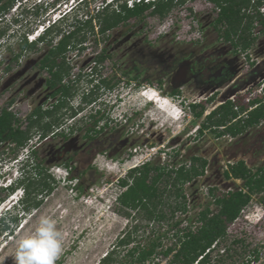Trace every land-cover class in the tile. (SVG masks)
Instances as JSON below:
<instances>
[{
  "label": "rangeland",
  "instance_id": "obj_1",
  "mask_svg": "<svg viewBox=\"0 0 264 264\" xmlns=\"http://www.w3.org/2000/svg\"><path fill=\"white\" fill-rule=\"evenodd\" d=\"M40 1L44 6L47 3L51 4V7L49 6L47 11L40 10L41 15L35 16L34 11L37 8L34 4H40ZM81 1L27 0L26 3L23 1L16 12L21 15L20 18L12 15L17 19L18 27H13L8 21L2 26L12 28L10 34L11 38H14V35H23L33 26L38 25L37 29L40 28L39 25H44L41 21L47 20L46 24L48 20L53 22L54 15L57 18L61 13L63 15L65 11L73 10L75 5H78L75 9L78 18L86 19L90 14L95 17L103 10L105 0ZM217 10L218 8L209 0H187L184 4L172 8L164 19L147 11L145 19H131L126 25L112 29L106 35L99 33L98 18L93 19L94 31L87 27L83 31L86 33V39L78 45L85 48L81 51L71 49L67 53L66 58L71 70L64 82L72 84L80 75L82 77L78 84V94L71 99L65 111H60L64 113L63 118L61 117L63 126L57 125L58 129H53L71 134L70 130L73 128V133L68 138L61 135L52 136L53 133H50L41 141L38 134H35L27 146L9 155L7 145L5 143L0 145V264H13L12 257L17 241L36 227L40 215L52 217L64 236L62 252L56 264H103L102 258L113 251H116L114 256L116 259L111 264H121L127 249L136 241L145 243L150 236L154 237L153 231L162 234L178 220L181 222L180 229L186 226L196 229L201 225L199 213L206 208L213 213L219 211V206L213 204L214 195L208 193V188L215 184L219 186L223 184L220 177L223 164L220 159L223 157L221 151L226 141L224 144L219 143L225 138L221 137L217 143L211 131L196 135L198 125L203 122L205 115L197 118L188 104L190 100L196 99V94H202L205 88H199L198 84L185 85L181 96L171 94L174 86L170 77L176 71L169 75L172 71L170 66L178 62V57L194 50L198 52L199 47L195 45L196 43L209 45L215 42L217 35L211 22ZM248 13L252 15L253 8H250ZM226 28L225 25L221 26L224 32ZM252 30L251 33H241L252 38V35L260 31V27L255 26ZM60 37L54 36V43H57ZM260 42L262 50L264 35L261 36ZM194 46L196 47L193 48ZM104 48L113 54V59L107 57L103 62L94 64L97 75L112 78L114 81V78L120 77L119 69H124L125 65L130 69L134 62L142 63L144 72L137 81L129 83L127 77H122L128 83L122 82L118 88L114 87L111 91L101 89L98 92L102 94L99 95L101 98L95 107L99 105L101 114L105 117L100 119L98 126H95L96 130L102 128V131L93 134L92 137L88 135L86 130L88 126L85 125L86 122H93L90 117V110L93 108L85 104L82 106L85 103L82 94H87L86 92L91 89L89 82L93 66L91 64ZM3 49L7 50L3 53L4 61L0 64V102L7 104L13 98L14 102L10 108L25 127L26 116L33 108L41 103L46 107L54 100L49 99L50 91L45 85V79L48 77L46 70L39 71L38 67H35V63L47 52L49 45L38 44L35 49L29 51L22 64L12 67L10 71L6 66L13 53L20 51V48L13 44L9 49ZM119 63L122 65L120 68L117 66ZM237 64L241 65L238 70L248 68L243 61H238ZM97 75L95 78H98ZM244 82L245 78L239 83L237 81V87L242 88ZM230 84L231 82L223 87L228 89L219 91L221 97L219 95L212 104H207L209 108L229 98H235L236 94V101L233 104L236 110L240 108V103H243L247 110L254 109L258 103L264 104V95L254 94L258 87L253 86L251 91L247 90L241 96L235 84ZM230 88L236 89L232 91ZM152 93L159 95L151 98L154 101L149 98ZM230 94L232 97H229ZM255 96L256 99H253ZM100 100H104L108 106L99 104ZM111 104H115V107L108 111ZM81 107H84V110L78 113ZM45 120L47 122L51 119ZM33 150H38V159L33 155ZM193 156L208 157L216 161L208 166L211 170L209 176H195L184 184H178L177 187L182 188L186 196V211L176 210L172 216L171 207L184 202L183 198H178L174 194L175 187H168L171 184L169 180L176 181L175 171L171 172L170 179L168 175H164L156 182L160 192L165 186L169 189V192L163 195L165 203L161 205L168 215L166 220H149L144 210L127 209L119 202V195L126 190L120 180L127 177L131 181L132 169L142 167L145 162H152L170 170L182 165L191 169ZM69 158L73 166L72 172L64 165ZM261 160L260 158L255 163ZM39 161L55 178V188L50 194L39 193L37 199L42 201L41 205L26 210L23 187L19 186L11 192L3 191L1 188L16 184L25 173L23 170L25 164L28 165L27 170H32V166ZM155 174L156 172L150 173L151 179ZM35 197L33 194L32 198ZM127 212L130 215H127ZM5 224L9 226L8 229H3ZM129 231H132L133 241L128 246L119 247L118 240ZM176 231L170 230L165 236L161 235L162 246L157 248L158 253L145 264H175L172 261L175 251L166 256L161 250L176 242L177 237L174 234ZM255 251L259 252L258 260L254 259ZM244 262L264 264V191L252 194L251 202L243 207L237 219L228 222L226 235L212 246L210 261L207 264Z\"/></svg>",
  "mask_w": 264,
  "mask_h": 264
},
{
  "label": "trees",
  "instance_id": "obj_2",
  "mask_svg": "<svg viewBox=\"0 0 264 264\" xmlns=\"http://www.w3.org/2000/svg\"><path fill=\"white\" fill-rule=\"evenodd\" d=\"M18 1L22 0H0V18H2L5 13H8ZM186 1L187 0H138L130 5L128 1H122L120 3V0H111L110 2L105 0L103 10L100 13L98 12V15L95 16L98 18L100 24L99 33L106 35L112 29L121 25H126L131 19L143 20L147 17V11H149L151 15H158L161 19H164L172 8L176 5L184 4ZM209 1L218 8V17L216 18L218 24L227 27L224 32L225 39L233 41L236 45L242 43L244 48L248 47L251 44V40L241 32L251 33L253 19L256 14L251 15L247 13L246 10L256 8L257 5H262L264 0ZM112 2L118 3L116 8L112 7ZM35 13L36 15L40 14L39 7H37ZM259 15L263 16L260 17H262V23H264V14L260 13ZM95 17L92 14L86 19L78 18L77 15L73 17L68 16L59 21V23L52 24V26L48 27L45 34H43L38 41H29L26 35L19 40L18 45L20 51L18 53H13L10 64L6 66V69L9 71L12 69L13 62L18 61L23 50L35 49L39 42L49 45V52L46 53V56L39 62V67L41 71L46 70L49 73L50 77L47 78V84L53 89V95H59V103L56 104L53 109H45L42 108V106L35 108V110L31 111L26 116L27 124L25 127L22 126L20 118H18L10 108L11 104L14 102L13 98L1 108L0 145L3 143L7 145L10 150V152L7 153L8 155L27 146L30 141H32L35 134H38V139L41 141L49 136L50 133H53L52 136L61 135L65 138H68L73 133V128L70 130L71 134L63 131L61 132V130L53 131V129L60 127L57 125H60L61 116L64 114L60 111L65 106L68 107L71 99L78 94V84L82 77V75H80L72 84L64 82L65 77L71 70L69 61L66 57L71 49H79L81 51L85 48L84 46L79 47L78 45L85 41L86 33L83 31H85L87 27L90 31H94L93 19H95ZM6 31L7 28L1 29L0 37L4 35ZM57 35L61 37L57 43H54V36ZM107 57V48H104L96 57V61L97 63H101ZM94 71L97 73L96 66ZM89 76H92L89 82L97 79L98 83L89 90V93L83 96L84 101H92L94 99L93 95L97 94L101 88L110 90L117 86V82L113 83L111 78L107 79L100 75H97L98 78H95L92 74ZM171 94H175V92L173 91ZM233 104L234 102L232 101L224 103L217 110L208 115L202 122V129L227 125L232 119L236 118L239 112L234 108ZM197 107L198 105H193L191 109L193 110V114L199 118L203 114L204 106L200 105V108ZM245 109H247L246 106L240 103V110ZM100 112L101 111H99V113ZM74 114H76V110ZM91 117L94 119L96 118L94 114ZM104 117L105 115L100 113L98 118L94 120V123L99 122L100 119ZM262 118H264V104L258 103V105L250 111L249 120L247 121L249 125H253L260 122ZM45 119L51 120L46 122ZM230 128L227 129L229 130ZM101 129L96 130L95 126H91L87 128V132L88 135L93 137V134L96 135L100 133L102 131ZM32 153L36 156V159H38V150H33ZM70 161L71 159L69 158L64 165L72 172L73 166L70 164ZM192 161L191 169L182 165L179 168H171L170 170L161 165H155L152 162H145L142 167L135 168V170L132 169L130 172L131 181H129L127 177L120 180L121 185L126 187V190L119 195V202L127 209L144 210V214L149 220H166L168 215L163 211V208H161V205L165 203L163 195L169 192L168 187L173 186L175 187L174 194L178 198H183L184 202L171 207L172 216L176 210L186 211V196L183 193V189L177 186L180 183L184 184L187 180H192L193 177L202 173L205 165V160L202 161L200 158H193ZM199 161L202 167L197 166ZM27 166L28 165L25 164L23 167L25 173L19 178L16 184L1 188L3 191L10 190L9 192H11L19 186L23 187L26 195L24 205L26 210L33 206L39 207L42 201L37 199V195H39V193H52L56 184L55 178L48 173V168L45 167L41 161L33 165L32 170H27ZM200 167L202 170H199ZM172 171L176 172V181L171 182L169 180L171 184H169L168 187L165 186L164 190L160 192L156 184L157 180L163 178L164 175H168L170 179ZM133 172L135 175H133ZM151 172H156L153 179L150 177ZM70 178L73 179L72 177ZM247 187L250 193L237 191L222 197H217L214 201L216 205L219 206V211L214 213L208 209L202 211L199 217L201 225L196 229H191L190 226L180 229L179 225L181 222L178 220L171 224L172 226L168 229L164 230L162 234H158L159 231H153L152 234L154 237L150 236L145 243L136 241L132 247L127 249L124 254V260H121L120 263L127 264L136 262L137 264H145L146 261H149L150 258L158 253L157 248L162 246L161 235L165 236L167 231L169 232L170 230L176 229L177 233L174 232L177 237L176 242L172 246L161 250V252L167 256L175 251L172 259L175 264H207L210 261L212 246L219 238L225 237L228 222L230 223L237 219L243 207L251 202L252 194H259L264 191V173L258 178L248 179ZM78 188L79 186L77 189ZM33 194H35V198H32ZM126 214L130 215L128 212ZM3 226V229H8L9 227L6 224ZM136 230L137 228L135 227V231ZM132 239V231H129L125 236L120 238L117 243L119 247L128 246L133 241ZM115 254L116 251L108 252L105 257L102 258L101 262H103V264H111L116 259L114 257ZM254 256L255 259L258 260L259 252L255 251ZM242 264L248 263L244 262Z\"/></svg>",
  "mask_w": 264,
  "mask_h": 264
},
{
  "label": "flooded vegetation",
  "instance_id": "obj_3",
  "mask_svg": "<svg viewBox=\"0 0 264 264\" xmlns=\"http://www.w3.org/2000/svg\"><path fill=\"white\" fill-rule=\"evenodd\" d=\"M249 11L250 9L246 10L247 13ZM260 13L264 14V3L262 5H257L256 8H253L252 14L253 15L256 14V15L254 16V19H253L252 29H254L255 26L256 27L259 26L260 31L256 33L255 35H252V38L249 37V39L251 40V44L248 47L244 48L242 43L236 45L233 41L225 39L224 31L221 30L222 25L218 24V22L216 21V18L218 17V10H217L216 16L211 22V26L213 27L217 35L215 38V42L209 45H205V44L200 45V43H196V44L194 43L195 45L199 47L197 49L198 50L197 53L195 50L194 51L191 50L193 52L189 54L187 53V55L185 54V56L178 57L177 58L178 62L170 66L172 68V71L169 73V75H172L173 74L172 72L177 71L181 65L186 63L185 74L182 76V79H183L182 82L173 81V77L175 74H173L170 77L172 86H174L171 92L174 91L176 95L181 96L182 88L185 85L193 86V85L198 84L199 88L201 87L205 88L202 94H196L195 96L196 99L190 100L191 102L188 104L189 108H191V106L193 105H196V106L198 105L197 108H200V105L204 106L203 114L199 118H202L208 110H211V111L205 115V118L208 115H210L213 111L217 110L222 104L230 102V101L232 102L236 101L237 94L235 98L232 97V94H230L229 97H232V98L230 99L228 97L229 98L228 100H225V102H223L222 104H219L217 107L209 108L208 106L209 104H212L216 100V98H218V96L220 95L219 91L221 89H224V90L228 89V88H223V87L229 82H231L230 85L235 84V86L237 87L238 84L236 82L238 81L239 83V81L245 78V82L244 84H242V88H239V87H237V89L235 88L237 92L241 94V96L243 92L246 93L247 90L248 92L249 90L251 91L253 89V86L254 88L258 87V89L254 92L255 95H258V94L264 95V49L262 50L260 49L262 46V42H260V39H261V36L264 35V23H262L263 16L259 15ZM195 47L196 46H194L193 48ZM48 52H49V49L47 50L46 53ZM46 53L42 56L41 59H39L38 62L35 63V67L37 66L39 71H41L39 67V62L46 56ZM107 54H108V58L113 59L112 57L113 54L111 52L107 51ZM238 61L239 62L243 61V63H245L248 68L238 70L237 68L241 66L237 64ZM92 62L93 64L91 65L93 66L91 67L90 72L95 77L97 73L94 71L95 69L94 64L96 65L98 63L96 61V58H94ZM117 66H119L120 68L122 65H120L119 63L117 64ZM125 66L126 67L124 69H119L120 77L114 78L113 83L117 82V86L115 88H118V86L122 82L131 83L132 81L139 80L142 76V72H144V69H142L143 65L142 63H139V62H134L130 69L127 68V65ZM243 70L245 72H242ZM237 71H239V73H236ZM46 74L48 75V77H50L47 71H46ZM122 77L123 78L127 77L128 82L123 80ZM47 78L45 79V85L50 91L49 99L50 100L54 99V100L50 105L46 107H43L44 103H41L35 108L42 106V108H45V109H53L54 106L59 103V95H53L54 91L48 86ZM160 81L162 84V80ZM256 81H259V82L256 83ZM235 89L230 88V90L232 91ZM111 90L112 89H110L109 91ZM99 95L100 94L98 93L94 94L95 99H93L90 102L85 101V103L82 104V106L85 104L93 108L90 110V114L91 116L94 114L96 118H98V116L101 113V112L99 113L100 111L99 105L95 107L98 100L101 98ZM219 97H221V95ZM253 99H256V96ZM249 102H250V99L248 98L247 103ZM99 104H101L102 106L108 105L103 101L99 102ZM109 106L110 107L108 111L112 110V108L115 107V104H111ZM35 108H33L31 111L35 110ZM66 109H67V106H65L62 110L65 111ZM83 110H84V107H81L78 113L82 112ZM250 111L251 110H247V109L240 110L239 108L238 116L232 119V121L229 122L227 125H222L219 127L213 126V127H208L206 129H202V126H201L202 123L198 125L199 127L196 130V135H200V134H203L204 132L211 131L213 135L216 137L215 141H217V143L218 141H220L218 139H221V137L225 139L221 140L219 144L221 143L224 144V142L226 141V144L224 145L221 151V154H222L221 156L223 157L220 159V162H222L223 164V168L220 170L221 171L220 177L221 179H223L222 180L223 184H221L220 186L218 184H215V185L210 186V188H208L209 189L208 193L211 195H214V200L217 197H222L231 192L244 191L246 193H249V188H247V180L250 178L251 179L258 178L260 177L262 173H264V118H262L260 122L256 124L249 125L247 120H249ZM205 118L203 119V121L205 120ZM92 119H93V122H86L85 126H88V127L98 126L99 122L94 123L95 119L94 118ZM58 126H63V122L61 121L60 125ZM227 128H230V129L228 130ZM259 157L262 159L261 162L255 163L256 160L260 159ZM193 158H200V160L202 161L205 160L203 172L198 174L197 177L209 176L211 173V170L209 169L208 166H211L212 163L216 160L215 159L211 160L208 157L206 158V157H201V156H193L192 160ZM192 160H191V163H193ZM198 163L199 164L197 166L202 167V165L200 164V161ZM201 167L199 168V170H202ZM244 188H246V190H243ZM214 203L215 201L213 202V204ZM254 259H255V256H254Z\"/></svg>",
  "mask_w": 264,
  "mask_h": 264
},
{
  "label": "clouds",
  "instance_id": "obj_4",
  "mask_svg": "<svg viewBox=\"0 0 264 264\" xmlns=\"http://www.w3.org/2000/svg\"><path fill=\"white\" fill-rule=\"evenodd\" d=\"M113 3L114 2H112V4ZM77 7L78 5H75L73 10H69L68 12L65 11L62 16L55 18L53 22L47 24L45 29L37 34L34 41H38L52 24H57L68 16L73 17ZM8 64H10V61ZM97 83V79L90 82L91 88ZM86 93H89V90ZM84 95L85 94H82V98ZM152 100L154 101V99H151V101ZM102 101L104 100H100V102ZM106 106L108 105H105L104 107ZM63 240L64 236L57 228L56 221L50 216L40 215L36 227L17 241L16 250L12 257L13 264H56V261L62 252Z\"/></svg>",
  "mask_w": 264,
  "mask_h": 264
},
{
  "label": "built area",
  "instance_id": "obj_5",
  "mask_svg": "<svg viewBox=\"0 0 264 264\" xmlns=\"http://www.w3.org/2000/svg\"><path fill=\"white\" fill-rule=\"evenodd\" d=\"M27 2V0H22V1H18V3H20L19 5H17V4H15V8L13 7V9L11 10V11H9L8 13H5L4 14V16L2 17V18H0V30L1 29H3V28H7V31H6V33L4 34V35H2L1 37H0V64L1 63H3V61H4V58H3V53H5V51L7 50L6 48H8L9 49V47H11L13 44L15 45V44H18V42H19V40H21L22 38H23V36L24 35H26V37L28 38V40L29 41H34L35 39H36V36H35V33H39L40 31H43L44 29H45V27H46V25L47 24H49L50 22H52V21H50V20H48L49 22L46 24V21L47 20H44V21H41V23H43L44 25H39V27L40 28H38L37 29V27L36 26H38V25H36V26H33L32 28H30L29 29V31H27V32H25L23 35H21V34H19L18 36L17 35H14V38H11V32H12V28L10 29V27L9 26H7V27H3L2 25L5 23V21H8V23H10V25H12L13 27H18V25H17V23H18V21H17V19L16 18H13L12 17V15H16V17L17 18H20V16L21 15H18L16 12L18 11V7L20 6V5H22L23 3L22 2ZM79 1V0H78ZM82 1H85V0H82ZM122 1H128L129 2V4L130 5H132L135 1H138V0H121L120 1V3L122 2ZM153 1V0H152ZM40 4H34V6L37 8V7H39V12H40V10H41V12L44 10V11H47L48 9H49V6L51 7V4H45V6L43 5V4H41L42 2L40 1L39 2ZM117 5H118V3L117 2H114L113 3V5H112V7H117ZM42 6V7H41ZM66 6V5H65ZM37 10V9H36ZM36 10L34 11V13L36 12ZM62 14V13H61ZM60 14V16H62ZM39 15H41V13L39 14ZM38 15V16H39ZM35 16H37L36 15V13H35ZM60 16H58V17H60ZM54 18H56V16L54 15ZM19 22H21L20 21V19H19ZM2 27V28H1ZM39 30V31H38ZM38 31V32H37ZM9 32V34H7ZM3 37V38H2ZM4 37H6V38H8L7 40H5L4 39ZM42 44V42H39L38 44ZM3 48H5L6 50L4 51V49ZM29 49H25V50H23L22 52H21V54H20V56H19V58H18V61H16V62H13V64H12V66L14 67V66H18V65H20V64H22L23 62H24V59H26V57H27V55L29 54ZM5 104H3L2 102H0V110H1V108L4 106Z\"/></svg>",
  "mask_w": 264,
  "mask_h": 264
},
{
  "label": "water",
  "instance_id": "obj_6",
  "mask_svg": "<svg viewBox=\"0 0 264 264\" xmlns=\"http://www.w3.org/2000/svg\"><path fill=\"white\" fill-rule=\"evenodd\" d=\"M185 65H186V63H184L183 65H181V66L179 67V69L176 71V73H175V75H174V77H173V81H174V82H182V81H183L182 76L185 74ZM177 85H178V84H177ZM223 102H225V101H223ZM223 102L216 104L214 107H217L219 104H222ZM214 107H213V108H214ZM210 111H211V110H208V111L205 113V115H206L207 113H209Z\"/></svg>",
  "mask_w": 264,
  "mask_h": 264
},
{
  "label": "snow or ice",
  "instance_id": "obj_7",
  "mask_svg": "<svg viewBox=\"0 0 264 264\" xmlns=\"http://www.w3.org/2000/svg\"><path fill=\"white\" fill-rule=\"evenodd\" d=\"M146 95H148L147 93H145ZM156 94L152 93L151 96H149V98L151 99L152 97H154Z\"/></svg>",
  "mask_w": 264,
  "mask_h": 264
}]
</instances>
